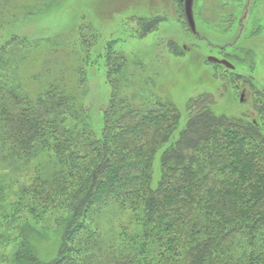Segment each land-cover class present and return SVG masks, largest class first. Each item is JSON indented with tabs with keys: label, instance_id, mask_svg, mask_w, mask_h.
Instances as JSON below:
<instances>
[{
	"label": "trees",
	"instance_id": "1",
	"mask_svg": "<svg viewBox=\"0 0 264 264\" xmlns=\"http://www.w3.org/2000/svg\"><path fill=\"white\" fill-rule=\"evenodd\" d=\"M173 1L183 13L184 0ZM163 19L136 18L139 37ZM14 41L0 47V169L23 178L0 184V248L12 245L9 264H264V135L255 117L218 114L214 96L202 93L188 100L175 134L176 105L134 89L140 67L91 25L77 28L73 64L24 54ZM90 49L111 87L99 135L82 102L80 65ZM16 52L26 65L44 54L55 60L43 63L35 88L4 71ZM42 225L60 238L48 261L31 243Z\"/></svg>",
	"mask_w": 264,
	"mask_h": 264
},
{
	"label": "rangeland",
	"instance_id": "2",
	"mask_svg": "<svg viewBox=\"0 0 264 264\" xmlns=\"http://www.w3.org/2000/svg\"><path fill=\"white\" fill-rule=\"evenodd\" d=\"M0 14V47L15 37L13 48L33 56L51 53L62 64H73L69 54L80 56L75 44L77 28L89 24L97 29L100 41H114L116 50L131 57L134 69L140 67L135 77L141 79L135 81L134 89L143 91L149 100L160 98L176 105L180 122L175 134L186 123L188 100L210 93L218 114L255 117L264 135V111H256L263 105L255 98L259 86L264 87V0H193V32L173 0H0ZM156 15L164 18L157 29L139 37L136 18ZM83 33L87 34L85 29ZM97 54L96 50L90 49L88 55L83 51L82 57L87 55L88 59L79 65L85 75L82 102L88 109L87 120L99 135L111 87L105 79L104 61ZM14 56L2 63L4 71L13 79L20 76L15 80L31 89L39 85L34 77L46 76L42 66L55 62L44 54L42 58H31L34 63L26 65L22 54L17 56L16 52ZM210 56L224 58L235 68L210 61ZM130 85L125 86L127 92ZM159 165L158 152L153 162V187L160 176ZM15 173L1 168L0 184L14 178L23 181L21 174L15 177ZM16 189L15 184L10 190ZM108 217L103 218L102 228L108 227ZM45 225L37 226L43 230L30 237L40 258L48 261L55 255L60 238L45 231ZM12 251V245L0 248L1 254L5 253L0 264H9L7 254Z\"/></svg>",
	"mask_w": 264,
	"mask_h": 264
},
{
	"label": "water",
	"instance_id": "3",
	"mask_svg": "<svg viewBox=\"0 0 264 264\" xmlns=\"http://www.w3.org/2000/svg\"><path fill=\"white\" fill-rule=\"evenodd\" d=\"M183 3H184V14H185L186 22H187L189 28L191 30H194L195 24H194L193 15H192L193 0H184ZM208 60L213 61V62L218 63V64H222L228 68L233 67V65L225 59H218L214 56H210V57H208ZM241 100H242V95L240 97V101Z\"/></svg>",
	"mask_w": 264,
	"mask_h": 264
},
{
	"label": "flooded vegetation",
	"instance_id": "4",
	"mask_svg": "<svg viewBox=\"0 0 264 264\" xmlns=\"http://www.w3.org/2000/svg\"><path fill=\"white\" fill-rule=\"evenodd\" d=\"M183 14H184V3H183ZM193 15V14H192ZM184 18H185V14H184ZM193 20H194V18H193ZM195 28V27H194ZM192 32L194 31V30H191ZM224 59V58H223ZM226 60V59H225ZM232 64V63H231ZM233 65V64H232ZM224 66V65H223ZM224 67H226V66H224ZM226 68H228V67H226ZM235 68V66L233 65V67L232 68H228V69H234ZM259 91L261 92V95L260 96H264V87H261V86H259ZM244 90V89H243ZM243 95V94H242ZM258 97V96H257ZM258 104L259 105H264V99H260V101L258 102Z\"/></svg>",
	"mask_w": 264,
	"mask_h": 264
}]
</instances>
